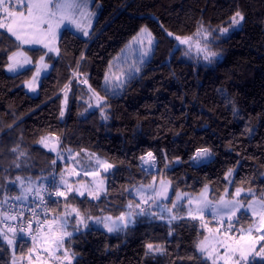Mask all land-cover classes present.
Listing matches in <instances>:
<instances>
[{
  "label": "trees",
  "instance_id": "16d2710c",
  "mask_svg": "<svg viewBox=\"0 0 264 264\" xmlns=\"http://www.w3.org/2000/svg\"><path fill=\"white\" fill-rule=\"evenodd\" d=\"M95 1L101 11L88 37L64 29L58 55L20 48L34 65L17 74L7 73L6 66L19 43L0 30V201L22 194L21 180L34 189L53 180L60 186V175L69 168L89 171L99 157L114 166L103 175L107 185L99 199L73 194L56 197L50 205V221L71 203L88 223L64 242L74 255L72 264H211L196 245L214 223L187 217L185 202L172 205L178 193L199 194L206 186L214 199L220 198L229 190L230 169V197L236 188L251 189L257 198L264 194V0ZM237 11L244 20L233 26ZM143 27L156 38L150 61L123 91H108L105 77L113 60ZM198 31L209 34L208 47L217 54L210 61L187 57L178 47L175 37ZM41 56L51 69L33 96L25 83ZM89 86L104 97L99 107ZM42 137L58 140L61 151L43 148ZM204 148L211 150L210 160L196 163L192 158ZM149 151L156 156L152 170L140 159ZM89 154L95 156L89 159ZM162 179L172 184L170 199L141 204L135 189ZM129 203L136 222L123 232L109 233L89 221L120 216ZM136 204L145 208L144 215H136ZM172 216L178 218L169 223ZM241 223L248 226L250 216ZM148 243L165 251L146 254ZM31 247L16 240L14 257L0 239V264H12L14 258L28 264ZM41 258L67 264L44 253ZM252 264H264V259Z\"/></svg>",
  "mask_w": 264,
  "mask_h": 264
},
{
  "label": "snow or ice",
  "instance_id": "6c2138e0",
  "mask_svg": "<svg viewBox=\"0 0 264 264\" xmlns=\"http://www.w3.org/2000/svg\"><path fill=\"white\" fill-rule=\"evenodd\" d=\"M94 15L95 14L90 11V0H0V30H4L7 34H10L11 37H14L15 41L19 42L18 49L22 48L23 45H40L44 49H47V52L56 53L58 55L60 49L56 46V43L59 38L60 30L66 27H72L76 32L82 33L83 36H88ZM243 20V14L237 11L231 17V24L233 26L240 25ZM222 31L227 32L228 29L224 28ZM168 34L173 35L172 33ZM195 35L199 37L201 32L198 31ZM203 35L207 38L209 34L203 33ZM175 38L179 40L181 44H188L191 47L193 37L181 38L177 36ZM145 41H147V47L142 52L141 60L143 56H147L151 51L153 43L151 32L148 31L147 28H142L137 36L133 38L132 43L144 45ZM195 45L198 52H204L205 60L210 61L212 57L217 55L215 52L209 51L207 45L201 46L199 39L195 40ZM45 55H47V53H45ZM44 59L45 56H41L40 63L42 67L46 69L48 65L44 63ZM8 60L10 62L7 67L10 72L19 71L26 65L32 63L31 58L22 50L12 52L8 56ZM40 71V68L36 69V76H39ZM136 71H139V68H137ZM36 76H33L32 80L27 82V86L33 91H35ZM114 79L119 80V77H114ZM108 81L109 77L106 76L105 82L107 83ZM83 83H87V80H84ZM122 86V83L115 85V87ZM91 91L96 97V106L99 107L104 97H101L100 94L94 90ZM66 97L67 93H65V99ZM89 106L91 107V105ZM60 115L63 116L64 112L61 111ZM104 118L107 119V117ZM50 139L51 137H42L40 143L43 144L44 147H51V150L55 151L56 145L50 144ZM77 155H79V153H77ZM210 155L211 150L204 148L198 150L192 159L198 161ZM94 156L95 154H89V159ZM140 159L144 164L150 167L155 166L156 156L151 151L147 152L145 156H141ZM95 165L96 168L91 171L85 170L84 175L98 177L100 175V169L104 172H108L113 168L111 163L106 160L102 161L99 157H95ZM73 174L77 176L80 175V173L76 172L74 169ZM227 176H232L231 169L228 171ZM16 179L17 181L21 180L20 177ZM21 184H23L22 181ZM51 184V191L44 189L43 185L36 189L28 187L23 189L21 195L12 197V199L25 201L28 200L29 194H33L34 197L39 198L40 202L43 203L44 197L41 195L42 191L47 192L49 197L54 195L56 197H64L65 199H67L68 193L74 191L72 185L64 179L63 175L60 177V185L66 188L65 191L60 190V186L56 184L55 180H53ZM148 187L153 188L155 196L167 198L168 184H166L164 180L160 181L159 189L154 188L152 184L148 185ZM75 191L80 196L85 195V191H87L89 196L99 199V192L103 191L102 181L94 184L92 188H86L85 190L75 189ZM242 191L244 190L236 188L232 198L224 199L222 197L218 202L213 204L207 199V188H205L204 193H201V200H188V204L195 203L197 205L195 210H188L187 214L192 219H200L203 221L205 209H210L213 219H217L220 227H224L225 229L224 232L221 233L220 227L214 229L209 228V233H214V235L211 238L206 236L196 245L198 252L205 260L210 261L211 264H252L256 257L264 259V244H260L261 241H264V194H261L259 199H255V194L249 189L248 202L245 203L243 199H238ZM137 193L140 195V199L143 203H147L148 199H151V197L145 198L140 189H137ZM181 199V195L176 196L177 201ZM7 202V199H5L0 203L6 204ZM128 207L131 208L132 204L129 203ZM136 207L140 209V212L136 215L145 214V209L141 208L140 204H136ZM172 207H176L175 203H173ZM167 210L171 212V209ZM71 211L78 217L75 223L77 225H82L84 228H88V223L80 214L79 210L73 207ZM161 211H164V209L162 208ZM194 211L199 213V215H194ZM237 213H241L242 215L238 216ZM148 214L154 215L153 213ZM23 215V208H21V211L17 214H12L11 209L4 211L3 208H0V225H3V227H0V239L12 247L13 256L15 257L17 237L26 236L30 237L33 245L28 249V264H34V261H36L37 264H47V261L40 256L41 251L46 254L49 259L54 258L57 261H66L67 264H72L74 255L70 254L69 250L64 247L65 238L73 235V233L66 231V216L65 219L59 223V227L55 229H53L52 225L57 223V221L45 220L44 224L48 225L45 232L41 231L43 225L39 221H36L37 227L35 230L32 229L31 221L27 222L26 227L19 228L7 223L10 220L16 221L18 218H22ZM243 216H250V223L248 226L241 223ZM177 218L176 216H172L168 222L171 223L172 220ZM225 218H227L226 226ZM233 218H235V223H233ZM135 222L134 215L131 212L122 213L115 219L108 216L98 218L95 221L96 224L102 225L109 233L123 232L130 224L134 225ZM202 226L207 227V224L202 223ZM76 230L79 229L77 228ZM9 234H11V236ZM257 245H259V248H257ZM146 248V254L154 252L163 253L165 251L162 246L154 245L153 243H148ZM220 249H223V251L221 252ZM33 253H36L35 257ZM56 253H60V255H56ZM21 259H23V257H21ZM12 264H17L15 258Z\"/></svg>",
  "mask_w": 264,
  "mask_h": 264
},
{
  "label": "rangeland",
  "instance_id": "374dc122",
  "mask_svg": "<svg viewBox=\"0 0 264 264\" xmlns=\"http://www.w3.org/2000/svg\"><path fill=\"white\" fill-rule=\"evenodd\" d=\"M90 11L93 12L95 15L92 18V25H91V28L89 29V35H90V33H91V31H92V29H93V27H94V25H95V23H96L99 15H100L101 4L100 3H97L95 0H90ZM143 28H147V27H143ZM64 29H70L73 32H75L76 34H78V35H80V36H82L84 38H86V37L89 36V35L88 36H83L82 33L76 32L74 30V28H72V27L62 28L60 30L59 38H58V41L56 43V46L57 47H58L59 39H60V37H61L62 32H63ZM148 31H150V30L148 29ZM151 34H152V32H151ZM152 36H153V43H152V46H151V51L148 53L147 56H143V59L142 60H141V58H142V52L147 47V41H145V44L144 45H139V44L132 43L133 39L126 46V48L121 52V54L119 56H117L113 60L111 69L107 73V76L109 77V81L107 83L105 82V84H104L105 89H107L108 91H110L112 93L121 92V91H123V87L126 84H128L130 81H132L136 76H138L145 69V67L147 66L148 62L150 61V59L152 57V54H153V52H154V50L156 48V38L154 37L153 34H152ZM192 37H193V40L191 42V47L188 44H181L180 41L177 40L178 47H180V50L182 51V53L185 56H187V57H192V56L193 57L194 56L197 57L198 56L199 58H204V52H202V51H199L198 52L197 51V48H196V45H195V40L199 39L201 46L207 45V47H208V40L203 35H200L199 37H197L195 35V36H192ZM22 47H24V48H42V49H44L40 45H35V46L23 45ZM208 49H209V47H208ZM18 50L24 51L27 54V56L31 58L32 63L29 64V65H26L24 68H22V69H20L19 71H16V72H10V71H8V67L6 66V72L9 73V74H17V73H19V72H21V71H23V70H25V69H27V68H29V67H31V66L34 65V60H33V58L31 57L30 54H28L24 49H18ZM45 50L47 52V49H45ZM209 51H211V50L209 49ZM47 53L48 54H52V55H57L56 53H52V52H47ZM44 63H46L48 65V67L46 69L42 67V65L40 63V59L36 63V69L37 68H40L41 71H40L39 76H36V69H35V72L33 74V76H36L35 91L31 90L27 86V82L28 81L25 83V89H26V91L29 94L33 95V96H35V95L38 94V92H39V86H40V83H41L42 78L44 76H46L50 72L51 65L46 61V59H44ZM137 68H139V71H136ZM33 76H32V78H33ZM114 77H119V80L114 79ZM32 78L30 80H32ZM77 79L81 83H83V81H84V80L80 79V76L79 75H77ZM121 83L123 85L122 87H115V85H118V84H121ZM87 100H89V98ZM95 100H96V98H95ZM64 102H68V97H66V99H64ZM63 112H65V110ZM49 143L56 145V150L55 151L51 150V147H44L43 144H41V143H40V145L43 148H45L46 150H48L50 152H53V153H58L61 150V144L59 146V143L57 142L56 139H54V138L52 139L51 138L50 141H49ZM211 155H212V152H211ZM211 155L208 156V157H205L203 159H200L198 161H195V162L196 163H205V162H208L210 160ZM74 161L76 162V160H74ZM75 166L77 167L78 165L75 164ZM94 166L95 167L91 168V170L94 169V168H96V165H94ZM113 168H114V166H113ZM146 168H147V170H152L153 169V167H150L149 165H146ZM74 170L76 172H79L80 175L77 176V175L73 174V169H70L69 168L68 169V171H69L68 174H65L63 176L64 179L67 180L68 183L71 184L72 187H73V189H74V191H72V192H70V193L67 194V197H69V196H71L73 194L78 195V193L75 191V189L85 190L86 188H92V187H94V184H97V183H99V182L102 181L103 191H100L99 192V195H100V193H102V192L105 191V188H106V185H107V180H106L105 177H103V175L105 173H108L109 171H111L112 168L108 172H104L102 169H100V175L98 177H94L92 175H84V171H80L79 169H77V170L74 169ZM91 170H89V171H91ZM233 177H234L233 172H232V176H230V177L227 176V179L229 181V190H230L231 185H232ZM162 180H164L165 183L168 184L167 198L165 199L163 197H158V196H155L154 195L153 188H149L148 185L152 184L154 186V188L159 189V187H160V181L161 180L160 181H153L150 184L140 185V186H138L135 189L134 195L136 196V198L139 200V202L141 204H143V201H141L140 195L137 193V189H140L141 190V192L143 193V195L145 196V198L151 197V199H148V201L154 200V202L159 203V202H162V201H168L170 199V196L172 194V184L167 179H162ZM21 181L23 182V184H21ZM21 181H20V185H19V187L21 189V192H23V189L24 188H28V187H32L34 189V186H33L32 183L25 182L23 180H21ZM168 182H170V183H168ZM59 184H60V182H59ZM60 187H61V191H65L66 190V188L64 186H61L60 185ZM205 188H207V192H206L207 199L209 201H211L213 204H215L216 202H218L222 197L224 199H230V198H232V197H230L228 195V191H229L228 190L227 193H225L220 198L214 199L211 196V188L209 186H206ZM205 188L203 189V191L201 193H204ZM241 189H243L244 191H242L241 196L238 197V199H243L244 202L247 203L248 202V190L249 189H244V188H241ZM251 192L254 193L252 190H251ZM201 193H199V194H190V193L180 192L177 195H181L182 196V199L179 200V201H177L175 199L174 203H175V205H180V204H183L182 202H185V205H186V211H185L186 216L189 217V218H191L187 214L188 213V210L189 209L195 210V208L197 207V205L195 203L188 204V200L189 199H192L193 201H199V200H201L202 199ZM85 195H88L87 194V191H85ZM85 195H83V196H85ZM89 197L90 198H94L93 196H89ZM62 198H64V197H62ZM254 198L255 199H259L255 195H254ZM131 204H132V207L131 208L127 207L125 211H128L129 212L131 210H135L134 209V204L133 203H131ZM73 207L76 208L75 205H73L71 203L67 204V206H64V211L61 214H59L57 217H55L54 219L51 220V221H53V220L57 221V223H55V224L52 225L53 229H55V228H58L59 227V223L62 222L65 219V216H66V218H67L66 231L73 233V235L71 237H73L75 234H77L80 231V227H79L80 225L75 224V221H76L75 216H76V214L71 211V209ZM193 214L194 215H197V216L199 215V213H196L195 211L193 212ZM240 214L241 213H237L238 216H240ZM108 216H111V215H105V216H102V217L93 218L92 220H89V221L90 222L91 221L93 222L92 224L94 225V227L100 228V229H103V230L107 231L105 228H103L102 225L96 224L95 221L98 218H104V217H108ZM203 216H204V220H210L211 223H214V225L213 226H210V228L214 229V228H217L218 226L220 227V225L218 224L217 219H213V217L211 215L210 209H205V211L203 213ZM111 217L113 219H115L118 216H111ZM134 217H135V215H134ZM234 221H235V218H233V222ZM226 222H227V218H225V226H226ZM130 225H132V224H130ZM74 227L76 229L78 228L79 230H76ZM220 229H221L220 230L221 233H223L224 230H225L224 227H220ZM213 235H214V233H209L208 232L207 237L211 238ZM71 237H67V238H65V240L66 239H70ZM65 240H64V242H65ZM260 244H264V241H261ZM64 247H65V245H64ZM257 248H259V245H257ZM56 255H59V253H56ZM256 258H261V257H256ZM45 261H47V260H45ZM34 264H37V262H34ZM47 264H51V263H49L47 261Z\"/></svg>",
  "mask_w": 264,
  "mask_h": 264
},
{
  "label": "built area",
  "instance_id": "2783aa9c",
  "mask_svg": "<svg viewBox=\"0 0 264 264\" xmlns=\"http://www.w3.org/2000/svg\"><path fill=\"white\" fill-rule=\"evenodd\" d=\"M43 188L51 191L52 190L51 182L48 185L43 186ZM41 195H43L44 197L43 203L40 202L39 198L34 197L33 194H31L28 200H25V201H17V200L12 199V197H15V196L7 197L6 199L8 202L6 204L0 203V208H3L4 211H8L9 209H11L12 214L19 213L21 211V208H23V213H24L22 218H18L16 221L10 220L7 223L12 224L13 226H16L17 228H19V227H26L27 222L31 221L32 229L35 230L37 227L36 221H39L43 225V228L41 229V231L45 230L48 227V225L44 224V221L45 220L50 221L51 219L52 211H51L50 205L52 204L56 196L53 195L49 197L47 195V192H44V191L41 192ZM3 201H0V202H3ZM0 227H3V225H0ZM9 235L11 236V234ZM18 239L24 242H27L31 246H33L31 243L30 237L19 236L17 237L16 240ZM38 250H39V246H38ZM42 255H43V252L41 251L40 256Z\"/></svg>",
  "mask_w": 264,
  "mask_h": 264
},
{
  "label": "crops",
  "instance_id": "0c3cea01",
  "mask_svg": "<svg viewBox=\"0 0 264 264\" xmlns=\"http://www.w3.org/2000/svg\"><path fill=\"white\" fill-rule=\"evenodd\" d=\"M58 143H59V146H60V142L58 141ZM61 151V150H60ZM59 151V152H60ZM129 212H131V213H133L132 211H129ZM124 213H128V211H125ZM133 215H134V213H133ZM190 219H192V218H190ZM198 220H200V219H198ZM93 223V222H92ZM219 227V226H218ZM221 230V229H220ZM220 251L222 252L223 251V249H220Z\"/></svg>",
  "mask_w": 264,
  "mask_h": 264
}]
</instances>
